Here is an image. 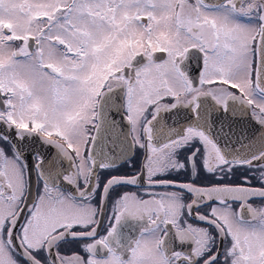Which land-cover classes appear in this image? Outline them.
Masks as SVG:
<instances>
[{"label": "snow or ice", "instance_id": "snow-or-ice-1", "mask_svg": "<svg viewBox=\"0 0 264 264\" xmlns=\"http://www.w3.org/2000/svg\"><path fill=\"white\" fill-rule=\"evenodd\" d=\"M255 199L264 0H0V264H264Z\"/></svg>", "mask_w": 264, "mask_h": 264}, {"label": "flooded vegetation", "instance_id": "flooded-vegetation-1", "mask_svg": "<svg viewBox=\"0 0 264 264\" xmlns=\"http://www.w3.org/2000/svg\"><path fill=\"white\" fill-rule=\"evenodd\" d=\"M248 123H249V131L258 130V126L254 122H251L249 120ZM4 147L7 149L8 146L5 144ZM41 150L43 151V149H41ZM138 156H139V153H137V157ZM134 170L135 169H129L127 166H121L116 170L115 173H113L111 171H102L100 173L101 185L103 184V182H105V179L112 174H126V173H129V172L134 171ZM169 178L181 179V177H169ZM123 190H135V189L125 187V188H117V189L111 191V195L107 198V206L105 207V213H104L105 217L108 215V213L111 210V204L113 203V198L117 195L118 192H122ZM252 203L254 206H261V205H264V200L255 199L252 201ZM192 222L196 223V221H194V220ZM139 223H140L139 221H133L129 218H125L124 220H122L117 225V235H118L121 243L126 242V240L128 238H132V239L135 238V235L138 232L137 225ZM107 225H108V221L105 220V222L99 226V233L98 234H100V235L105 234ZM77 230H79V229H77ZM88 242H90V241H88ZM60 250L62 253L67 254V255H71L72 252L75 251V252H77V254L83 255L85 257L87 256V254L83 251L82 248H80L78 246L77 243H74L71 248L61 247ZM106 254H107L106 250L103 253H100L99 251L97 252L98 258H103V256H106ZM126 255L127 254L124 253L125 258H126Z\"/></svg>", "mask_w": 264, "mask_h": 264}, {"label": "clouds", "instance_id": "clouds-1", "mask_svg": "<svg viewBox=\"0 0 264 264\" xmlns=\"http://www.w3.org/2000/svg\"><path fill=\"white\" fill-rule=\"evenodd\" d=\"M136 240L143 255L142 264H157L159 254L157 251L158 233L155 231L138 233Z\"/></svg>", "mask_w": 264, "mask_h": 264}, {"label": "water", "instance_id": "water-1", "mask_svg": "<svg viewBox=\"0 0 264 264\" xmlns=\"http://www.w3.org/2000/svg\"><path fill=\"white\" fill-rule=\"evenodd\" d=\"M51 151H52V149H51V148L47 149V152H48V153H51Z\"/></svg>", "mask_w": 264, "mask_h": 264}]
</instances>
